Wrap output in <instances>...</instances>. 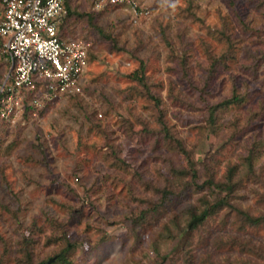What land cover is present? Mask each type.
<instances>
[{
    "label": "rangeland",
    "instance_id": "1",
    "mask_svg": "<svg viewBox=\"0 0 264 264\" xmlns=\"http://www.w3.org/2000/svg\"><path fill=\"white\" fill-rule=\"evenodd\" d=\"M135 1L67 0L82 94L0 119V264H264V0Z\"/></svg>",
    "mask_w": 264,
    "mask_h": 264
},
{
    "label": "built area",
    "instance_id": "2",
    "mask_svg": "<svg viewBox=\"0 0 264 264\" xmlns=\"http://www.w3.org/2000/svg\"><path fill=\"white\" fill-rule=\"evenodd\" d=\"M66 0H1L0 54L9 70L0 87V115L16 113L25 92L73 96L83 92L89 66L87 39L66 38L60 29ZM135 0H92L93 10ZM39 104V98H33Z\"/></svg>",
    "mask_w": 264,
    "mask_h": 264
},
{
    "label": "trees",
    "instance_id": "3",
    "mask_svg": "<svg viewBox=\"0 0 264 264\" xmlns=\"http://www.w3.org/2000/svg\"><path fill=\"white\" fill-rule=\"evenodd\" d=\"M67 1V0H66ZM66 1H65V4H66ZM67 6V4H66ZM68 22H69V17L67 16V14L64 16L63 20L61 21V24H60V29H61V32L63 35H66L65 34V28L67 27L68 25ZM82 37V36H81ZM86 39V37H83ZM90 41V40H89ZM91 43V42H90ZM92 49V44L89 45V48H88V56H89V60H90V50ZM74 96H78V95H73ZM42 97V94L40 92H37V91H28V92H25L24 94V99H23V102H24V105L29 108L30 106L34 107L35 104H32L30 103V101L33 99V98H41ZM72 97V96H71ZM1 116V115H0ZM1 120L4 119L3 116L0 117ZM208 211L206 210H203V213L202 214H207ZM195 215H193L192 217H194ZM249 219V222L252 223V224H258L260 222H262L263 218L261 216H258V217H252V216H249L248 217ZM192 221V220H191ZM195 224H191V226H194Z\"/></svg>",
    "mask_w": 264,
    "mask_h": 264
},
{
    "label": "water",
    "instance_id": "4",
    "mask_svg": "<svg viewBox=\"0 0 264 264\" xmlns=\"http://www.w3.org/2000/svg\"><path fill=\"white\" fill-rule=\"evenodd\" d=\"M203 217H204V214H201L200 216L194 217V218L192 219L191 223H194L195 221L200 220V219L203 218ZM50 260H52V259H50Z\"/></svg>",
    "mask_w": 264,
    "mask_h": 264
},
{
    "label": "crops",
    "instance_id": "5",
    "mask_svg": "<svg viewBox=\"0 0 264 264\" xmlns=\"http://www.w3.org/2000/svg\"><path fill=\"white\" fill-rule=\"evenodd\" d=\"M1 15H2V5H1L0 17H1Z\"/></svg>",
    "mask_w": 264,
    "mask_h": 264
}]
</instances>
